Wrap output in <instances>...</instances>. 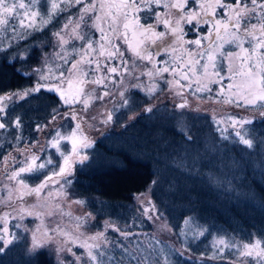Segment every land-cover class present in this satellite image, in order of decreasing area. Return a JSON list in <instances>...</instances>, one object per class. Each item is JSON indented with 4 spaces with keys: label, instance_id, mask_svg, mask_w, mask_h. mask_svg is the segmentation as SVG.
Returning a JSON list of instances; mask_svg holds the SVG:
<instances>
[{
    "label": "snow or ice",
    "instance_id": "1",
    "mask_svg": "<svg viewBox=\"0 0 264 264\" xmlns=\"http://www.w3.org/2000/svg\"><path fill=\"white\" fill-rule=\"evenodd\" d=\"M190 4L198 5V10L190 7ZM161 6L169 10L164 14L163 20H161V13L156 11ZM73 9L76 11L73 12ZM173 9L176 11L173 12ZM63 13H68L64 17V22L52 30L50 35L55 41L54 47L59 49L56 56L67 67L61 66L62 70L55 77L56 85L48 90L57 92L64 104L82 102L86 108L88 99L81 100L80 97L91 96V93L85 92L87 84L103 86L107 89L106 81H112L113 74L121 77L120 83H122V77L130 72L129 64L131 63L133 68L137 66L135 60L146 61L151 65L147 71L141 73L149 79L171 73L174 80L167 83L183 89L191 88V78L195 77L198 85L196 91L210 92L212 89L208 87V84H203L202 87L199 85L202 78L207 79L208 83H219L223 80L220 71L217 70L216 59L219 55L229 62L228 71L233 74V78L236 76L241 78L239 84L228 86V90L232 92L235 99L230 96L226 102L251 109L264 118V0H0V32H10L7 47L0 48V52H7L12 59L21 61V67H23L27 60L28 49L25 47L24 52H20L21 46L17 42L43 33ZM150 20H154L155 23H149ZM201 21L204 24H211V30L206 36L187 41V43L195 44L200 48L203 47L202 40L207 39L210 43L205 51L195 54L189 52L190 59L185 63L174 61V66H169L168 61L154 59L160 56L162 51L167 52L169 49L175 51L172 46L183 39L182 22L199 30ZM158 23L163 24L168 30L167 33L156 30ZM96 33L99 35L97 36ZM167 35H171L172 39L168 40ZM123 44L127 47L122 48ZM225 44L234 46L236 50H225ZM12 52L16 55H12ZM126 52L129 53L128 56ZM193 55L199 56V59H191ZM101 57L107 62L102 63ZM132 57H135V60H132ZM205 57L207 63L200 65V60ZM5 59L7 60L8 57L6 56ZM112 61H118V63L112 66ZM233 61H239V65L234 66ZM47 63L46 58L45 64ZM158 64L163 66L158 67ZM196 65H200V71L197 70ZM16 71L21 75L27 74L26 71L21 72L20 68ZM32 71L42 72V69L34 68ZM40 78L48 79L44 75ZM133 78L137 81L140 79L139 76ZM182 80H188L189 83L182 84ZM43 87L45 85L37 83L34 87L20 92L0 95V130L8 132L14 129L12 139L16 141V145L24 139V123L18 115L8 118L10 113L7 111L8 105L5 101H11L17 97L24 99L34 92H39ZM132 87L141 88L142 85L134 83ZM153 91H155V85L148 88L149 93ZM223 91L221 89L222 94ZM176 94L182 95L180 91ZM108 95L110 92L104 91L103 95L97 96L96 99H103ZM119 95L123 104L128 105L129 100L125 92L121 91ZM176 107L189 108L188 101L185 99ZM144 111L152 112L153 107L149 106ZM58 115V111L55 108L52 109L51 120L44 125H36V130L43 131L49 124L55 122ZM66 115L73 120L78 117V113L74 110ZM80 119L82 120L83 117ZM108 119H111L110 115ZM229 123L234 129L237 126L240 129L235 131L238 143L249 149L253 148V139L249 138L248 130L245 128L252 123V120L246 117L230 118ZM176 126L182 133L186 132L188 126L185 124L184 112L176 116ZM49 136L47 145L41 144L40 141H33L23 148L13 146V151L0 156V180L8 182L2 185L5 196L0 197V204L10 206V202L14 203V194L15 200L21 202L18 209L13 207L16 215L9 212L0 214V264H5V258L17 250L21 241V237L10 230L9 221H22L25 216H34L41 220V226L35 229L24 226V231H31L32 235V241L26 249L29 264H40L39 257L45 253L49 257H52L54 253L55 264H123L124 256L130 260H136L137 264H148L149 257L140 256L139 249L130 239L138 236V233L126 231L109 220H105L102 230L95 233L87 234L81 231L90 220L95 219L91 213L73 217L70 211H64L63 207L57 203L55 210L61 216H69L75 221V231H67L59 223L54 227L43 225L45 212L39 209L49 207V201L54 194L48 191L43 202L40 201V194L50 184H54L59 185L55 195L67 198L65 189L72 183L67 177L72 175L70 169L74 163L73 157H77L79 162L83 163L88 156L81 155V148L91 146L88 138L83 135L80 123H77L69 133L65 134L55 129L49 133ZM185 139L192 141L194 137L189 132L185 135ZM65 141L71 145L70 152L67 154L64 150L67 144L62 147V142ZM48 147L55 149L63 158L62 163H58L51 154H48ZM13 152L19 153L20 158L13 155ZM31 180H39V183L32 186L29 182ZM156 183L157 181H152V184ZM31 196L37 198L36 203L26 199ZM137 199L143 203V194ZM72 203L82 205L85 201L75 200ZM147 204L149 206L143 208V214L152 220L154 217L149 213H158L159 210L151 200H148ZM47 215L52 217L55 212L49 211ZM155 219L159 220L161 216L156 215ZM182 223L188 231L193 232L195 238L204 236L208 231L207 228L201 227L197 218L192 216L184 219ZM162 227L169 232L172 231L167 224ZM11 228L19 229L21 224H12ZM108 229L118 233L123 241H127V244L120 240H110L105 234ZM180 231L182 235L186 234L184 228ZM156 243L161 242L157 240ZM74 247L82 251H74ZM117 248L123 253L119 261L113 255ZM213 248L217 249L220 256L228 250L232 257L229 264H264V233L255 236L250 234L249 237L240 239L218 235L213 242ZM217 258L215 254L209 257V259Z\"/></svg>",
    "mask_w": 264,
    "mask_h": 264
},
{
    "label": "rangeland",
    "instance_id": "2",
    "mask_svg": "<svg viewBox=\"0 0 264 264\" xmlns=\"http://www.w3.org/2000/svg\"><path fill=\"white\" fill-rule=\"evenodd\" d=\"M190 7H195L196 10H198V5L192 4L190 5ZM72 11L75 12L76 9H73ZM156 11L161 13V20H163L164 14L167 13L169 10L164 8H158L156 9ZM172 11L175 12L176 10L173 9ZM67 15L68 13H63V19ZM59 21L62 24L61 17L59 18ZM149 23H155V21L152 20ZM186 25L189 24L182 22L181 26L183 28L184 33L183 39L182 41L172 46L175 51H173L172 49H169V51L167 52L162 51L160 56L154 57L155 60H165L169 62V66H174V61L176 63H185L188 59H190L189 52L195 54L197 52L205 51V49L210 43L209 40H202L203 47L200 48H198L195 44L187 43V41H192L206 36L208 32L206 33L202 31L201 27L207 24H204L203 21H201L199 25V30L192 29L189 33H198L199 37L191 38L188 37L189 34L185 31ZM208 26L209 29L207 31H210L211 24H208ZM156 30L165 31L166 33L168 31L162 23L157 24ZM96 35L98 36L99 33H96ZM9 36L10 32H0V48L7 47ZM41 37L40 40L46 43L49 48L48 50H44L43 43L38 48L39 51L41 49V60H39V65L37 68L42 69V72H34L36 78L33 80V82L35 83L38 80L37 83L45 85V87L43 88H50L55 86L57 83L55 77H57L59 75V72L62 70L61 66L63 65V61L56 56V52H58L59 49L54 47V39L51 36H49L47 39H41ZM166 38L168 40L172 39L171 35H167ZM19 42L20 41H18L17 43ZM26 44L27 43L23 42L24 46L20 45V48H22V50L19 51L23 53L24 48L26 47L28 49L26 53L28 57L32 46L28 45L30 43H28L27 45ZM126 47V44L122 45V48ZM224 48L225 50H236L234 49V46L228 44H225ZM14 55H16L15 52ZM128 55L129 53L126 52V56ZM46 58L48 60L47 64H45ZM100 59L102 63L107 62L104 61L103 57H101ZM131 59L135 60V57H132ZM191 59H199V56L193 55ZM117 63L118 61H112L111 65L115 66ZM135 63L137 65L135 68L132 67L131 63L129 64L130 72L129 74H126L122 77V83H120L121 77L117 76L116 74H113V80L106 81L108 85L107 89H105L103 86L87 84L85 86V92L91 93V96L80 97L81 100L85 98L88 99V105L86 108L82 102H77L71 104V106L74 108H71L70 110L60 114V112L58 111V107L57 111L59 115L57 116V119L54 123L49 124V126L47 128H44L43 131H37L36 129H34L33 133H35L36 131V135L33 138L24 137L23 141L19 145H16V141L12 139V134L15 131L14 129H10L8 132L0 130V133H2L0 134V156L6 154V152L13 151V146L23 148L26 144H31L33 141H40L41 144L47 145V141L48 139H50L47 133H51L55 129H59L62 133L66 134L69 133L72 129H74L77 123L81 124L83 135L86 136L89 142L91 143L90 147L81 148V155H87L89 158L92 155L91 152L94 154V150L97 145L96 143L99 140H103L108 145V150H111L112 156H114L110 158H107L106 156V161L104 162L103 160V164L105 165H107V162L110 164H118L121 160V157L118 156L117 153L119 151H122V149L131 150L136 156V158L139 159L141 162L152 165L151 167L155 177L152 179V181L155 180L157 181V183L152 184L151 182L150 185L147 187V190L141 193L143 194V203L140 199H137V197H140L141 194L135 196L134 202L130 205L129 209H127V214L128 210L131 214L128 221H126L122 225H116L122 229H125L126 231H131L133 233L139 234L138 236L130 239H132L133 245L139 249L138 254L140 256L149 257L148 264H174L175 262L173 257L175 256V252H178L180 255L182 253L181 256L185 258H188L189 256H187L186 253L182 252L180 248H177L176 246H170V232L162 227V225L164 224H167L169 227L170 225L166 217L160 211V209L164 211L161 206H163L164 203L170 204V197L172 194L175 197H187L189 201L183 199L180 202L184 204L188 210L193 208L194 210H199L201 213H207V210L204 209V206H201L200 208V206L194 204L193 200H191L189 195L183 190L190 186H198L196 182L199 180H196L187 174L182 179L183 187L182 185H180L181 189L174 188L175 183H177V178L175 175H177L179 172H182L183 168L185 167L181 165L188 163L190 165L192 164L201 167L202 169L208 167V171L206 172V174L207 176H210L209 179H215L217 181V184L219 185L220 189L226 191L223 194H232L230 192L229 183H234L237 177H240V173L244 169L246 163L239 161L238 156L236 155V149L234 148L236 146L224 147L220 143H228L233 145L237 144V146L243 147L246 146L241 143H238V138L235 136V131L240 129L238 126L236 129H234L230 125L229 120L230 118L239 119L240 117L250 118L251 120L257 118H264H261L258 113L254 112L251 109L237 107L235 104H230L226 102L227 98L232 96V92L228 90V86L230 84H239L241 78L239 76L233 78V74L228 71L229 62L219 55L216 59V63L218 65L217 70L220 71V75L223 77V80H221L219 83H208L207 79L202 78L201 84L199 85L202 87L203 84H208V87L212 89V91L210 92L206 90L196 91L198 85L196 83L195 77L191 78L192 87H185L183 89H178L175 86L167 83V81L174 80V77L171 73H164L163 77L155 76L152 79H149L148 76L141 75V73L147 71L151 67V65L148 64L146 61L139 60H135ZM204 63H207L206 57L205 59L200 60V65H203ZM200 65H196L198 71L201 70ZM233 65L238 66L239 61H233ZM157 66L162 67L163 65L158 64ZM63 67L66 68L67 66L63 65ZM50 69L51 71H49ZM4 74L5 73L3 71V67L0 64V87L8 84L7 78ZM29 74L30 73H28L27 75ZM41 75L48 77V79H41ZM189 75L191 76V73H189ZM135 76L140 77L139 81L133 78ZM212 79H215V77H212ZM134 83H140L142 87L133 88L132 84ZM181 83L186 85L189 83V81L182 80ZM153 85H155V91L149 93L148 88L152 87ZM116 86L117 89H115ZM93 89H95V91H93ZM221 89L224 90L223 94L221 93ZM104 91H110L116 94L114 96L115 103L119 104L118 101H121L122 107H116L115 105L111 104L109 95L104 96L103 99H96L97 96L103 95ZM121 91L125 92V95L129 100L128 105L123 104V101L119 95ZM138 91H140V93H147V95L150 97V101L146 103L144 108H142L140 111L134 113H131L132 111H129V115L131 116H125L124 114H122V112L124 110L129 109V106L132 102V95ZM177 91H180L182 95H177ZM26 98L19 99L17 97L13 98L11 101H5V103L9 107L7 111L12 115V118L17 116L12 114L14 113V109L18 105H20V103ZM232 98L235 99L234 96H232ZM185 99L188 101L189 108H177L176 105L183 102ZM149 106L153 107V111H144V109ZM73 110L78 113V117L76 120H73L69 115H66L72 112ZM29 111L30 105H27L25 109H23L19 113L23 115L28 114ZM181 112L185 113V124L188 126L186 132H184L183 134L186 135L189 132L197 133V137H194L192 141H187L188 145H190L189 148H186L184 145L186 143H184L183 141L180 142L179 139H176L175 142H169L165 138L158 137L166 136V133H182L178 130V127L176 126V121L174 120L176 116ZM143 114H147L148 117L141 120L144 122H141L140 124H138V126H135L136 122L134 121L136 119H139L137 118V116ZM196 114L199 116H194ZM109 115L111 116V119H108ZM203 116L209 118L207 119V123L211 125V127H213L216 131V139H219V144L217 143L216 139L212 137V135L209 134L206 130V120ZM80 117H83V119L81 120ZM132 117H135V119H132ZM249 125H247V128H249ZM35 127L36 125L34 126V128ZM257 133H262V131H256V134ZM179 135L182 139H185L184 135ZM225 137L227 138L225 139ZM249 138L251 137L249 136ZM196 139L197 144H195ZM9 141L11 142L9 143ZM65 144H67V147L64 148V150L67 154L68 152H70L71 145L70 143L65 141L62 142V147ZM261 146L262 144L259 146V148ZM47 152L48 154H51L58 163L63 162V158L60 157V155L55 151V149L48 147ZM177 152L181 153V157L183 159H176L175 162L180 163L181 165H175L172 162L174 161V156L177 154ZM25 154L27 155L28 153ZM13 155H16L17 158H20L19 153L17 152H13ZM73 161L74 163L72 164V167L70 169L72 173L73 169H75L76 165L78 164L79 159L77 157H73ZM85 161L83 163H79L84 164ZM258 161V166L264 165V160L262 158H259ZM197 171L198 173H200V170ZM67 178L72 180V175ZM29 182L30 184H32V186H35V184L39 183V180H31ZM4 183L8 182L5 180H0V197L5 196V192L2 187ZM239 187L240 189L242 188L241 190L245 195L247 193H250L245 190L243 185L240 184ZM58 188L59 185L50 184L49 187L46 188L40 194L41 202H43L44 197L46 196L48 191H52L54 194L53 198H51L49 201V207L45 209H39L40 211L45 212V216L43 217L44 226L54 227L57 223H59L61 227L65 228V230L70 232L75 231V221L69 216H61L59 212L55 210V205L59 203L63 207L64 211H70L73 217L83 216L86 213H91L92 216L95 217V219L90 220L89 223H87L85 227L81 229V231H84L87 234H92L99 230H102L104 221L109 219L100 218L95 213H93L87 207L86 203H88V201L86 200H83L85 201V203L82 205L72 203V201L79 199L73 197L72 193L69 191V188L67 186L65 189L67 193V198L56 196L55 192ZM233 192L236 193L235 189ZM26 199L30 200L33 203L37 202V198L35 196L26 197ZM148 200H151L152 203L155 204L157 209L159 210L158 213H149V215H152L154 217L152 220H149L148 217L143 214V208L149 206L147 204ZM13 201L14 203L10 202V206L0 204V214L4 212H9L12 215H16V213L13 212V207L18 209L21 206V202L15 200V194L13 195ZM98 203L99 202H97L95 205L97 206ZM99 209H101L100 205ZM49 211L55 212V215L49 217L47 215V212ZM164 213H166L168 217H170L168 212L164 211ZM156 215H160L161 219H155ZM15 223H20L21 228H11V225ZM24 226H27L28 229H35L37 226H41V220L36 219L34 216H25L22 221H9L10 230L16 232L21 237V239H26L27 243L30 245L32 241L31 231L25 232ZM147 227L150 228L149 231H143V233L139 232ZM182 228L185 229L186 234L182 235L180 231L178 236L182 238V241L186 246L193 249L196 247L197 250L202 247H198L199 241L200 239H202V237L195 238L193 232L188 231L186 226L183 225ZM105 234L110 240L123 241V238L120 237L118 233L112 231V229H108ZM216 237V235H212L209 241L207 242L211 247V250L209 251L210 254H208L211 256L214 254L217 255L218 258L215 260L218 261L220 264H228V262L232 259L230 258V252L228 250H225L223 255L220 256L217 252V249L213 248V242ZM58 239L60 238L58 237ZM157 240L161 243L157 244ZM137 241H139L138 244ZM123 242L127 244V241ZM49 247L54 246L49 245ZM74 251L79 252L82 250L76 249L74 247ZM199 252L202 256L204 255V253H207L203 249ZM113 255H115L116 260L119 261L123 256V253L119 248H117L113 252ZM165 258H167V260H165ZM123 264H137V261L130 260L127 256H124Z\"/></svg>",
    "mask_w": 264,
    "mask_h": 264
},
{
    "label": "trees",
    "instance_id": "3",
    "mask_svg": "<svg viewBox=\"0 0 264 264\" xmlns=\"http://www.w3.org/2000/svg\"><path fill=\"white\" fill-rule=\"evenodd\" d=\"M61 18L63 23L64 19L62 16ZM55 23L50 25L43 33H38L18 43L19 45H23V42L27 44L30 43L28 45L32 46L23 67H21V61L12 59L7 52H0V64L3 67L4 75L8 81L7 85L0 87V95L22 91L23 89L31 88L36 85L38 80L35 83L33 82L36 77L32 69L37 68L39 65L38 62L41 60V49L39 51L38 48L42 43L44 50H48L49 48L46 43L40 40V37L42 36L47 39L51 36L50 32L61 24L59 18ZM192 29V25L190 24L185 26V31L188 34ZM208 29V24L201 27V30L206 33ZM188 37H199V34L191 33ZM19 50H22V48ZM12 55H14V52H12ZM6 56L8 57L7 60L5 59ZM17 68H20L21 72L26 71L27 74H30L21 75L20 72L16 71ZM115 89H117V86ZM115 95L116 94L110 92L109 98L111 104L116 107H122L121 101H118L119 104L115 103ZM149 101L150 97L147 93H140V91L135 92L132 95V102L129 109H123L124 111L122 114L130 117L129 111H132L131 113L140 111ZM27 105H30L29 113L20 114L19 112L25 109ZM58 107L60 114L74 108L71 105L64 104L57 92L49 91L48 88H41L39 92L32 93L22 101L20 105L14 109V113L12 114L19 115L24 121L23 137L33 138L36 135V131L33 133V130L36 129L34 126L48 123L51 120L52 109L55 108L57 110ZM194 116L199 115L196 114ZM147 117V114L138 115L137 118L139 119L134 121L136 122L135 126L144 122L141 120ZM203 117L206 120V130L216 139V131L207 123V119L209 118L206 116ZM8 118L11 119L12 115L10 114ZM174 120L176 121V118ZM245 128L248 130V135L253 139V148L249 149L247 147L237 146V144L220 143L224 147L236 146L234 148L236 149V155L239 161L246 163L244 169L240 173V177H237L234 183H229L230 192L232 194H223L226 191L220 189L217 181L215 179H209L210 176L206 174L208 167L202 169L201 167L188 163L181 165L175 162L176 159H183L181 153L177 152L174 156V161L172 162L175 165L185 166L182 172L175 175L177 183H175L174 188H180V185L183 187L182 179L187 174L199 180L196 182L198 186H190L183 190L189 195L190 199L193 200L194 204L200 206V208L204 206V209L207 210V213H201L199 210H194L193 208L188 210L180 201L183 199L189 201V199L187 197H175L172 194L170 197V204L164 203L163 206H161L164 211L169 213L170 217L159 208L172 229L170 232V246L180 248L182 252L189 256L185 258L178 252H175V256L173 257L174 264H220L215 259H209L211 256L209 255L211 247L207 242L212 235H226L229 238L236 237L240 239L249 237L250 234L255 236L264 233V165L258 166V159L262 158L264 160V119H253L249 128H247V125ZM259 130L262 131V133H257L259 134L257 135L256 131ZM179 134L185 136L183 133H166V136L158 137L165 138L169 142H175L176 139H179L180 142L183 141L186 143L184 144L186 148H189L190 145H188L187 140L182 139ZM191 134L193 137H197V133ZM47 135L49 136V133H47ZM216 141L219 144L218 138ZM96 144L94 154L91 152L92 155L84 164L78 162L75 169H73L72 183L67 187L74 198L88 201V203H86L87 207L98 217L109 219V221L115 224L122 225L128 221L131 215L129 210L127 214V209H129L130 205L134 202L135 196L146 191L152 179L155 178L151 167L152 165L141 162L131 150L125 149L117 153V155L121 157L118 164H110L107 162V165H105L103 164V160L104 162L106 161V156L107 158L114 156H112L111 150H108V145L103 140L97 141ZM195 144H197V139L195 140ZM261 144L262 146L259 148ZM197 170H200V173H198ZM240 184L250 193L245 195L241 190L242 188L240 189L239 187ZM234 189L236 193L233 192ZM97 202L99 203L96 206L95 204ZM99 205L101 209H99ZM189 216L197 218L201 227L208 229L199 241L198 247H202L198 250L196 247L193 249L186 246L182 238L178 236L183 227L182 221ZM149 230L150 228L147 227L139 232L143 233V231ZM27 246H29L27 240L21 239L17 250L5 258V264H29V257L26 251ZM202 249L207 252L204 253L203 256L200 255L201 253L199 252ZM39 260L40 264H55L54 256L49 257L46 253L42 254Z\"/></svg>",
    "mask_w": 264,
    "mask_h": 264
},
{
    "label": "flooded vegetation",
    "instance_id": "4",
    "mask_svg": "<svg viewBox=\"0 0 264 264\" xmlns=\"http://www.w3.org/2000/svg\"><path fill=\"white\" fill-rule=\"evenodd\" d=\"M159 8H163V7L161 6V7H159ZM157 9H158V8H157ZM164 9H166V8H164ZM194 9H196V8L194 7ZM150 21H152V20H150ZM150 21H149V22H150Z\"/></svg>",
    "mask_w": 264,
    "mask_h": 264
}]
</instances>
